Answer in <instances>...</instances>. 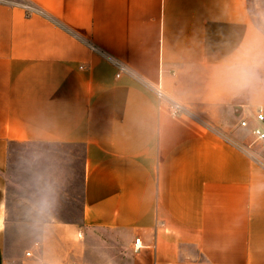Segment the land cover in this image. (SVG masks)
<instances>
[{
	"label": "crops",
	"instance_id": "crops-1",
	"mask_svg": "<svg viewBox=\"0 0 264 264\" xmlns=\"http://www.w3.org/2000/svg\"><path fill=\"white\" fill-rule=\"evenodd\" d=\"M250 8L0 0V264L72 263L8 247L10 149L27 143L84 150L80 221L59 224L117 249L140 239L142 264H264V148L240 126L264 105V63L251 86L227 83L241 49L264 61ZM158 86L188 113L173 116Z\"/></svg>",
	"mask_w": 264,
	"mask_h": 264
},
{
	"label": "rangeland",
	"instance_id": "rangeland-1",
	"mask_svg": "<svg viewBox=\"0 0 264 264\" xmlns=\"http://www.w3.org/2000/svg\"><path fill=\"white\" fill-rule=\"evenodd\" d=\"M249 4L252 16L264 30V0H249ZM253 137L251 143L256 145ZM263 153L261 149L255 159L261 162ZM84 158L81 147L33 143L11 146L7 172L8 247L33 251L39 256L37 262L48 256L73 264H142L141 252L135 247L117 249L121 242L103 240L98 231L83 225L59 224L60 220L80 221ZM45 198L48 206L41 211L38 206Z\"/></svg>",
	"mask_w": 264,
	"mask_h": 264
},
{
	"label": "built area",
	"instance_id": "built-area-1",
	"mask_svg": "<svg viewBox=\"0 0 264 264\" xmlns=\"http://www.w3.org/2000/svg\"><path fill=\"white\" fill-rule=\"evenodd\" d=\"M24 7L28 11L35 10V8L28 3H25ZM116 65L120 72L118 73V76H120V74L122 73H129L132 75L135 74L131 69H129L126 65L120 62H116ZM154 91L156 92V95L160 103H166L168 105V107L170 108L169 110L173 116L188 113V109L186 108V106H184L183 104L179 102L172 100L160 86L155 87ZM254 118H255L254 125L251 128V132H252V135L254 136L255 142H257L259 145H261L262 148H264V105L257 107V109L255 110ZM250 125L251 123L249 119L247 118L242 119L240 121L241 127L249 128ZM260 160L261 162H263L262 164H264V158L262 157ZM140 243H141L140 239H137L136 240L137 250L142 248V245Z\"/></svg>",
	"mask_w": 264,
	"mask_h": 264
},
{
	"label": "clouds",
	"instance_id": "clouds-1",
	"mask_svg": "<svg viewBox=\"0 0 264 264\" xmlns=\"http://www.w3.org/2000/svg\"><path fill=\"white\" fill-rule=\"evenodd\" d=\"M264 61L258 54H254L251 49L245 48L238 51L229 65L227 71L231 74L227 83L235 89L240 90L251 86L252 82L257 78L256 69L261 66ZM48 206L47 199H43L39 204V210H43Z\"/></svg>",
	"mask_w": 264,
	"mask_h": 264
}]
</instances>
